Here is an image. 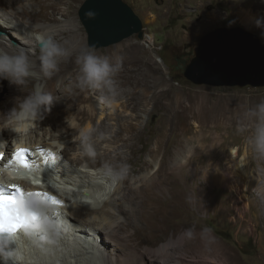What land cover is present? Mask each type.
Returning <instances> with one entry per match:
<instances>
[{"label": "rangeland", "instance_id": "1", "mask_svg": "<svg viewBox=\"0 0 264 264\" xmlns=\"http://www.w3.org/2000/svg\"><path fill=\"white\" fill-rule=\"evenodd\" d=\"M123 1L140 18L145 38L133 35L105 48H90L121 64L114 78L120 92L115 102H105L106 91L78 90L72 92L76 103L54 101L51 106L66 115L90 105L97 112L94 118L80 111L79 123L86 128L88 120L97 124L100 108L109 113L104 121L111 151L102 159L129 166L121 182L134 201L121 214L128 223L119 228L125 242L118 264H264V156L248 143L256 122L246 117L264 102V87L192 84L174 73L171 54L222 27H240L257 35L263 46L264 36L240 23L235 7L241 0ZM83 2L71 5L75 33L67 35L74 36L79 49L88 47L78 15ZM215 15L221 18L214 21ZM37 84L29 82L28 94ZM52 88L53 97L62 96ZM16 95L7 80L0 81V114ZM201 117L205 127L195 124ZM241 125L244 132L237 131ZM158 139L161 147L149 154ZM175 153L185 159L170 162ZM138 176L136 191L129 183Z\"/></svg>", "mask_w": 264, "mask_h": 264}, {"label": "bare ground", "instance_id": "2", "mask_svg": "<svg viewBox=\"0 0 264 264\" xmlns=\"http://www.w3.org/2000/svg\"><path fill=\"white\" fill-rule=\"evenodd\" d=\"M76 1L0 0V43L13 45L17 50L33 49L38 54L35 34L47 29L58 41L62 43L66 41L65 46L72 52V55L60 63L59 71L55 72L50 79L29 78L25 85L17 87L12 85L13 92L17 95L10 99V107L2 113H6L15 104L18 105L23 101L29 93L30 81L42 84L48 92L52 86V90L62 93V96H54V101L60 104L76 103L78 100L72 96V92L80 91L77 87L79 69L75 63L79 47L73 43L74 36H67L71 32L75 33V25L71 23L72 19L69 16L73 13L71 5ZM235 10V15L243 27L255 30L257 28L254 26V19L258 15H264V4L255 0H241ZM219 16L215 15L214 21L221 18ZM37 25H43L44 28H37ZM257 31L260 30L257 29ZM98 97L102 99V95ZM80 111L87 119H92L97 114L90 105L83 106L78 112L68 113L67 111L66 115H64V109L51 108L44 114V119L37 124L18 126L17 132L8 128L0 129V153H4L3 158L0 159V180L10 185L20 186L27 194L48 193L62 202V206H56L44 197L38 199L37 208L42 211V216L51 218L52 210H54L55 214L58 213L55 218L62 222L65 232L58 248H34L25 241V264H86L88 262L99 264L100 261L106 264H118L120 257L124 256L125 235L119 232V228L128 221L127 219L122 221L121 214L129 210V204L134 201L131 197H127L128 187L124 186L123 182L114 186L110 185L98 172L105 164L117 166V162L102 159L111 151V136L106 134L108 128L107 122L104 121L108 119L109 113L100 108L97 124L92 126L88 120L89 128H86L79 123ZM2 113L0 126L4 119ZM189 114L186 113L185 118ZM203 120L204 118L201 117L195 124L198 127H205ZM124 127L120 125L121 130ZM90 130L92 131L90 142L96 152L95 157L83 154L82 133ZM130 130L132 127L129 128ZM19 145L29 148L41 146L47 150L48 153L36 157L35 162L30 165L31 169L40 171L42 174L45 170V175L52 177L51 182L41 178L42 181L47 182L46 189L37 188L23 180L22 172L24 171L15 170V164L9 161L8 155ZM161 145V139H158L149 154L159 149ZM118 148L115 151L116 154H118ZM236 154L237 151L233 153L235 158ZM183 159L185 157L175 153L170 162L177 164L179 163L177 161ZM102 161L103 165L100 166L97 162ZM241 168L242 174L245 175L246 171ZM149 174L150 172H147V176ZM140 181V176L130 179V188L138 191ZM30 197L34 204V200L40 196ZM149 224L153 227L151 217Z\"/></svg>", "mask_w": 264, "mask_h": 264}, {"label": "clouds", "instance_id": "3", "mask_svg": "<svg viewBox=\"0 0 264 264\" xmlns=\"http://www.w3.org/2000/svg\"><path fill=\"white\" fill-rule=\"evenodd\" d=\"M260 2L264 4V0ZM86 15L91 17L94 13L88 12ZM254 26L260 30V35L264 36V15H258L254 19ZM36 27L44 28L43 25ZM34 38L37 42L38 54L33 49L20 48L17 50L13 45L0 43V81L7 80L10 85L17 87L25 85L29 78L50 79L55 72L59 71L60 63L72 55L71 50L65 46L67 42L58 41L47 29L42 33H36ZM75 63L79 69L77 87L82 91H106L107 95L103 99L109 105L114 103L120 94L114 79L121 69L120 62L114 63L108 56L97 55L85 46L78 50ZM54 100L50 92L37 84L21 103L15 104L6 113H2L4 119L0 129L8 128L17 132L18 126L37 124L38 121L44 119V114L51 110ZM246 117L254 118L256 122L254 134L248 138V143L257 153L264 156V102L250 109ZM245 130L243 125L237 128L238 132ZM91 137V130L82 133L83 154L95 157L96 152L90 142ZM128 171L127 164L119 167L105 164L98 170L103 179L113 186L123 181ZM19 208L29 214L36 211L35 206L30 207L23 201L19 203ZM52 211L51 218L41 216V219L22 228L19 234H0V264H25V241L30 247L40 249L58 248L61 245L65 228L62 222L55 218L54 210Z\"/></svg>", "mask_w": 264, "mask_h": 264}, {"label": "water", "instance_id": "4", "mask_svg": "<svg viewBox=\"0 0 264 264\" xmlns=\"http://www.w3.org/2000/svg\"><path fill=\"white\" fill-rule=\"evenodd\" d=\"M92 12L89 17L86 13ZM79 19L91 49L117 44L133 35L143 39L140 18L123 0H84ZM184 78L212 87H264V46L240 27L218 28L200 37L197 55Z\"/></svg>", "mask_w": 264, "mask_h": 264}, {"label": "snow or ice", "instance_id": "5", "mask_svg": "<svg viewBox=\"0 0 264 264\" xmlns=\"http://www.w3.org/2000/svg\"><path fill=\"white\" fill-rule=\"evenodd\" d=\"M27 149H20L16 152L15 158L23 164L25 168L29 167V163L24 159ZM3 158V154H0V159ZM15 190L23 195V190L18 186H13ZM40 196L50 201L53 205L62 206V202L55 196H51L48 193H28V196ZM19 201L15 197L5 196L0 192V234L15 233L22 228H26L31 222H35L41 217L36 211L29 213L24 212L19 208ZM58 215V213H56Z\"/></svg>", "mask_w": 264, "mask_h": 264}, {"label": "flooded vegetation", "instance_id": "6", "mask_svg": "<svg viewBox=\"0 0 264 264\" xmlns=\"http://www.w3.org/2000/svg\"><path fill=\"white\" fill-rule=\"evenodd\" d=\"M176 64L173 67L174 73L184 77L185 69L191 64L197 55V44L185 43L182 47H175L171 52Z\"/></svg>", "mask_w": 264, "mask_h": 264}, {"label": "built area", "instance_id": "7", "mask_svg": "<svg viewBox=\"0 0 264 264\" xmlns=\"http://www.w3.org/2000/svg\"><path fill=\"white\" fill-rule=\"evenodd\" d=\"M143 38H145V35H143Z\"/></svg>", "mask_w": 264, "mask_h": 264}]
</instances>
